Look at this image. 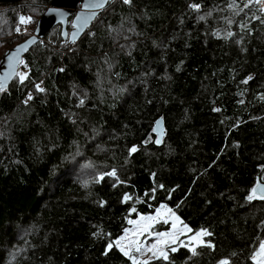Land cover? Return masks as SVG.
I'll return each instance as SVG.
<instances>
[{
  "label": "trees",
  "instance_id": "trees-1",
  "mask_svg": "<svg viewBox=\"0 0 264 264\" xmlns=\"http://www.w3.org/2000/svg\"><path fill=\"white\" fill-rule=\"evenodd\" d=\"M48 3L0 4V57ZM22 60L27 78L0 92V264H133L113 240L162 205L189 234L210 235L179 240L150 264H256L264 200L247 197L256 178L264 183V11L255 0H108L75 43L61 42L56 25Z\"/></svg>",
  "mask_w": 264,
  "mask_h": 264
},
{
  "label": "water",
  "instance_id": "water-1",
  "mask_svg": "<svg viewBox=\"0 0 264 264\" xmlns=\"http://www.w3.org/2000/svg\"><path fill=\"white\" fill-rule=\"evenodd\" d=\"M19 0H0V4H9ZM108 1V0H107ZM99 0H49L47 8L38 17L33 32L27 37L8 48L3 52L0 57V80H5V90L8 88L11 81L16 76L19 63L18 60H22V57L28 52L30 47L34 45L39 39H41L52 27L58 25L61 42L68 44L75 43L90 27L95 17L100 13L103 8H86V4L97 3ZM92 12L96 15L91 19H87L91 16ZM70 17V19H69ZM80 17V19H78ZM86 21V22H85ZM70 28L67 30L66 26ZM75 34V35H74ZM23 46V48H21ZM21 48L19 52L17 49ZM16 53V58L12 60V66H9V57ZM160 122L159 124L157 122ZM152 133L155 136V142L160 145L162 137L164 135L163 121L161 118L154 120L152 124ZM159 140V143L157 141ZM257 184L264 186V183L255 179Z\"/></svg>",
  "mask_w": 264,
  "mask_h": 264
},
{
  "label": "snow or ice",
  "instance_id": "snow-or-ice-1",
  "mask_svg": "<svg viewBox=\"0 0 264 264\" xmlns=\"http://www.w3.org/2000/svg\"><path fill=\"white\" fill-rule=\"evenodd\" d=\"M106 2H107V0H99V2H97V3L86 4L85 7L86 8H103L104 4ZM130 2H131V0H124V3H126V4H128ZM257 2H258V0H257ZM192 7L197 8L198 5L193 4ZM245 7H248V5L246 4ZM95 15H96V13L92 12L91 16H89L87 19H91ZM78 19H80V17H78ZM20 20H21V23H29L30 22V18H25L23 16L20 18ZM17 31H19V28H17ZM229 35H231V34H229ZM21 48H23V46H21ZM21 48H18L17 52H19L21 50ZM14 58H16V53H13V55L9 57V66L10 67L12 66V60ZM17 62L19 64L24 63L23 60H18V58H17ZM18 76H19L21 83H23L24 80L27 78L26 73H18ZM246 82L247 81H245V83ZM36 88L39 91H43V89L40 87L39 84L36 85ZM4 90H5V80H0V92H2ZM31 99H32V95H31V93H29L27 100H31ZM27 100L25 101V103H27ZM81 103H83V101H81ZM157 123L159 124L160 122L158 121ZM157 143H159V140L157 141ZM135 151H137V149L135 147H133L130 150V152H135ZM108 175H115V172L108 173ZM247 199L249 201H252L254 199L264 200V186L257 184L256 187H253L251 189V192L248 195ZM161 207L163 208L164 206L162 205ZM133 211H135V209H133ZM168 214L171 216V219H172L173 231H171V232H158V233H153L150 231L153 227V223L158 222L162 219L163 214L160 212V210H157L156 216H142V217H140V221L130 220L129 221L130 224H135L137 226L135 231L132 233V239L129 240L128 230H126V235L124 237H121L120 240L115 242L116 246L120 247L121 252H123L125 256H128L129 259L132 260L133 264H150V260L141 261L136 256H133L132 252L140 253L141 255H143V253L146 251V252L151 253V258H154V259H161L162 258L164 260H168V251H167L168 246L170 244H174L178 241V236L180 233H183L185 231H187V232L192 231V229L188 228L187 225H183L182 228L178 229L177 228V221H179V217H176L175 214L172 213L171 209H168ZM164 223H168L167 218L164 219ZM180 223L182 224V222H180ZM146 232L149 235L154 234L157 237L156 242L151 244L148 247H145V245L139 241V237L144 235ZM208 235H210V233L207 230L202 229V230L196 232L194 235L189 237V243L190 244H193V243L194 244H202L204 242L202 241L201 238L204 236H208ZM124 240H129L127 250H125V247L123 246V243H122ZM111 247H113V245L110 243L108 245V248H111ZM190 250L192 251L193 255H196L195 246H193ZM171 251H173V252L176 251V248H174V247L171 248ZM252 259L256 262V264H264V242L261 243L259 251L254 254ZM221 264H228V262L227 261H221Z\"/></svg>",
  "mask_w": 264,
  "mask_h": 264
},
{
  "label": "rangeland",
  "instance_id": "rangeland-1",
  "mask_svg": "<svg viewBox=\"0 0 264 264\" xmlns=\"http://www.w3.org/2000/svg\"><path fill=\"white\" fill-rule=\"evenodd\" d=\"M255 2L256 3H258V5H260L261 7H262V9H263V11H264V0H258V2H257V0H255ZM195 9H198V7L197 8H195ZM19 24H21V20H20V23ZM19 34H21V35H28V34H30V33H27V31L24 29V30H21V29H19V31H17V29H14L13 30V35H19ZM18 73H25V70H23L22 68H20V67H18L17 68V72H16V76H18ZM18 78H19V76H18ZM157 210H160V212L163 214V216H162V219L160 220V221H158V222H154L153 223V227H152V229L150 230L151 232H153V233H158V232H171V231H173V228H172V219H171V216L168 214V208H166L165 206L162 208L161 206H159L155 211H154V213L153 214H147V215H137L136 216V218H134V219H131L132 221H140V217H142V216H156L157 215ZM173 213V212H172ZM176 216V215H175ZM177 217V216H176ZM165 218H167L168 219V223H164V219ZM130 221V220H129ZM129 221H128V226L126 227V228H124L123 229V231L121 232V234L119 235V236H117L114 240H113V245L121 252V250H120V247H118V246H116V241H118V240H120L121 239V237H124L125 235H126V230H128V236H129V240L130 239H132V233L135 231V229H136V225L135 224H130L129 223ZM181 222V220L179 219V221H177V228L179 229V228H182L183 227V225L184 224H181L180 223ZM159 224H167V229L166 230H157V226L159 225ZM192 235H194V234H189V232H187V231H185V232H183V233H180L179 234V236H178V241L179 240H184V241H187V242H189V237L190 236H192ZM156 239H157V237L153 234V235H149L147 232L144 234V235H142V236H140L139 237V241L141 242V243H143L144 245H145V247H148V246H150L151 244H153V243H155L156 242ZM129 240H124L122 243H123V246L125 247V250H127V247H128V244H129ZM177 241V242H178ZM176 242V243H177ZM262 242H264V239L263 240H261L260 242H259V244L257 245V248H256V250H255V252H254V254L255 253H257L258 251H259V249H260V245H261V243ZM175 244V243H174ZM171 245H173V244H170L169 246H171ZM168 246V247H169ZM123 255H124V253L123 252H121ZM254 254H253V256H254ZM132 255L133 256H136L139 260H141V261H144V260H151V259H154V258H151V253L150 252H144L143 253V255H141L140 253H136V252H132ZM252 256V257H253ZM128 257V256H127ZM252 257H251V259H252ZM151 258V259H150ZM259 259V258H258ZM131 260V259H130ZM253 260V259H252ZM132 261V260H131ZM254 261V260H253ZM255 262V261H254Z\"/></svg>",
  "mask_w": 264,
  "mask_h": 264
}]
</instances>
